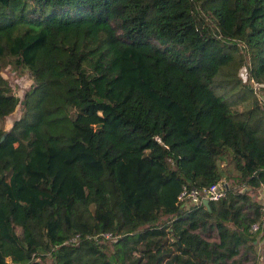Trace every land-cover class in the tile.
I'll return each instance as SVG.
<instances>
[{
	"label": "trees",
	"instance_id": "1",
	"mask_svg": "<svg viewBox=\"0 0 264 264\" xmlns=\"http://www.w3.org/2000/svg\"><path fill=\"white\" fill-rule=\"evenodd\" d=\"M248 74L264 91V0H0V264H264Z\"/></svg>",
	"mask_w": 264,
	"mask_h": 264
},
{
	"label": "built area",
	"instance_id": "2",
	"mask_svg": "<svg viewBox=\"0 0 264 264\" xmlns=\"http://www.w3.org/2000/svg\"><path fill=\"white\" fill-rule=\"evenodd\" d=\"M247 84L252 89L253 93L258 97V99L264 104L263 85L250 76L247 81ZM224 193H225L224 186L220 183H214L210 185L209 187L202 189L201 191L183 187L180 194L178 195V199L181 201H186L187 204L189 205H193V204H198L200 199H207L208 201L218 200L224 196ZM261 193H262L261 195L262 203L264 205V192H261ZM257 229H258L257 223L252 224L250 227L251 231H256ZM102 236L109 237L110 234L104 233L102 234ZM76 238H77V235L72 237L70 241L74 242Z\"/></svg>",
	"mask_w": 264,
	"mask_h": 264
},
{
	"label": "rangeland",
	"instance_id": "3",
	"mask_svg": "<svg viewBox=\"0 0 264 264\" xmlns=\"http://www.w3.org/2000/svg\"><path fill=\"white\" fill-rule=\"evenodd\" d=\"M2 75L8 81L12 93H14L20 101L23 100L25 92L31 87L32 79L28 70L24 67H16L9 58L4 59L2 63ZM245 78V72L243 71ZM21 116L20 105L15 111L6 118L5 123L9 129L12 123ZM262 252V244L258 245V253Z\"/></svg>",
	"mask_w": 264,
	"mask_h": 264
},
{
	"label": "water",
	"instance_id": "4",
	"mask_svg": "<svg viewBox=\"0 0 264 264\" xmlns=\"http://www.w3.org/2000/svg\"><path fill=\"white\" fill-rule=\"evenodd\" d=\"M21 102H22V104H23L24 101H21ZM203 203H204L206 206H208V200H207V199H203Z\"/></svg>",
	"mask_w": 264,
	"mask_h": 264
},
{
	"label": "crops",
	"instance_id": "5",
	"mask_svg": "<svg viewBox=\"0 0 264 264\" xmlns=\"http://www.w3.org/2000/svg\"><path fill=\"white\" fill-rule=\"evenodd\" d=\"M261 195H262V193H261ZM261 195H260V196H261Z\"/></svg>",
	"mask_w": 264,
	"mask_h": 264
}]
</instances>
